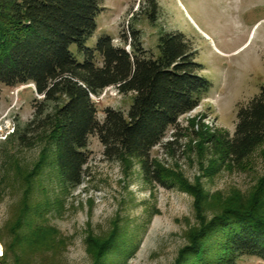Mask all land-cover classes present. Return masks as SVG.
<instances>
[{
	"label": "rangeland",
	"instance_id": "rangeland-1",
	"mask_svg": "<svg viewBox=\"0 0 264 264\" xmlns=\"http://www.w3.org/2000/svg\"><path fill=\"white\" fill-rule=\"evenodd\" d=\"M150 1L103 0L87 47L110 36L130 50L121 35L131 27L156 57L162 33L183 34L191 43L200 74L214 89L152 151L171 186L147 183L138 160H107L96 136L89 141L83 184L69 191L52 185L40 168L46 149L41 137L28 146L9 141L32 120L42 97L33 85L1 86L0 258L20 235L18 255L32 256L31 264H97L100 251L115 241L102 264H191L193 245L227 208L256 204L264 216V142L241 164L230 162L225 150L239 109L264 86V0H154L155 24ZM71 51L82 61L76 46ZM132 96L106 89L95 98L100 119L108 107L127 113ZM27 202L41 216L19 231ZM239 264L264 262L244 258Z\"/></svg>",
	"mask_w": 264,
	"mask_h": 264
},
{
	"label": "trees",
	"instance_id": "trees-1",
	"mask_svg": "<svg viewBox=\"0 0 264 264\" xmlns=\"http://www.w3.org/2000/svg\"><path fill=\"white\" fill-rule=\"evenodd\" d=\"M150 2L149 19L155 24L159 6ZM103 10V0H0V87L33 85L42 97L34 103L32 120L9 141L18 139L28 146L41 137L46 145L41 171L64 191L83 184L92 136L98 137L107 160H138L147 183L169 188L152 151L182 116L200 106L214 84L201 76L203 66L180 33L160 35L157 57L145 49L141 31L134 27L121 35L129 51L110 36L87 47ZM73 46L82 61L71 51ZM111 87L122 95L132 94V104L127 113L106 108L101 120L95 98ZM263 142L264 86L239 109L236 132L225 142L226 158L241 164ZM36 210L27 202L19 231L41 216ZM15 238L22 242V236ZM201 238L188 253L193 254L191 264H239L244 258L264 262V216L256 204L227 208L206 226ZM15 241L5 245L2 264H31L32 256L18 255ZM112 244L116 241L100 251L97 264ZM115 254L124 256L121 251Z\"/></svg>",
	"mask_w": 264,
	"mask_h": 264
},
{
	"label": "built area",
	"instance_id": "built-area-1",
	"mask_svg": "<svg viewBox=\"0 0 264 264\" xmlns=\"http://www.w3.org/2000/svg\"><path fill=\"white\" fill-rule=\"evenodd\" d=\"M129 51V49H127Z\"/></svg>",
	"mask_w": 264,
	"mask_h": 264
}]
</instances>
